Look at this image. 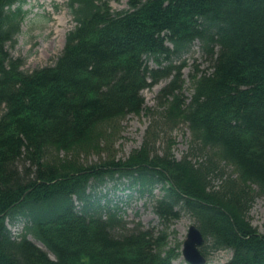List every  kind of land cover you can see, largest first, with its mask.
I'll return each instance as SVG.
<instances>
[{
    "label": "trees",
    "instance_id": "trees-1",
    "mask_svg": "<svg viewBox=\"0 0 264 264\" xmlns=\"http://www.w3.org/2000/svg\"><path fill=\"white\" fill-rule=\"evenodd\" d=\"M111 1L68 0L75 26L62 51L25 71L6 49L23 0H0V264H173L181 244L170 247L167 230L182 214L203 235V256L208 243L232 252L225 264H264V234L246 220L264 195V0H127L121 11ZM195 43L207 69L190 73L186 102L184 62L173 60ZM164 78L163 123L186 125L191 151L206 160L160 155L145 141L124 161L81 164L79 154L98 152L108 124L139 115L142 90ZM217 160L236 176L214 189L224 174ZM122 179L141 196L162 189L153 206L161 229H127L117 205L99 204L102 187ZM18 219L23 232L12 237L7 221Z\"/></svg>",
    "mask_w": 264,
    "mask_h": 264
},
{
    "label": "rangeland",
    "instance_id": "rangeland-1",
    "mask_svg": "<svg viewBox=\"0 0 264 264\" xmlns=\"http://www.w3.org/2000/svg\"><path fill=\"white\" fill-rule=\"evenodd\" d=\"M68 0H23L22 11L26 14L20 24L19 34L15 43L6 45V49L14 58H23L25 71H32L37 67L54 63L56 57L62 51L66 33L73 29L72 14L68 11L66 4ZM113 11L127 9V0H113L110 2ZM182 65L181 75L183 79L182 94L186 102L192 94L189 75L196 70H206L207 64L204 61L198 43H195L190 53L181 58L173 60L174 65ZM149 68H156L153 62L148 63ZM170 78L161 79L152 87L142 90L144 99L143 111L139 115L130 114L123 120L108 124L106 134L100 138L99 151L91 150L88 153H80L78 160L83 165H93L106 162L110 159L126 160L134 151L139 150L145 141L154 152L162 155L169 151L175 159L180 160L186 153H190L193 163L203 162L209 154L205 151H191V135L186 125L180 124L176 128H169L161 119V112L164 107L159 99L161 89L169 82ZM159 126V127H158ZM149 129H154L155 137L149 136ZM197 148H199L197 146ZM52 155V152H49ZM73 154H70V157ZM64 157L63 153L59 154ZM217 166L224 170L223 176L213 177L211 187L217 189L226 177H235L231 166L217 160ZM216 173H219L217 170ZM128 179L122 180L119 184L109 182L102 187L98 194L99 204L109 208L117 205L120 209L116 212L121 217L127 229L132 228L136 223L144 227L162 228L159 219L153 212L154 200L163 194L160 187L154 191V197L147 195L140 196L134 190H127ZM117 186L115 189L114 187ZM255 188V187H253ZM77 205V202H74ZM114 211V210H113ZM246 220L259 234H264V195L257 196L246 214ZM193 219L185 214L174 220L169 229L168 244L174 247L175 244H182L186 237L189 225ZM25 221L18 219L15 223H8V228L14 232H23ZM30 239L36 243L33 237ZM208 251L206 264H224L228 261L232 252L221 250L212 252L210 244L205 243ZM44 248V247H43ZM53 259V256L50 255ZM173 264H187L180 255Z\"/></svg>",
    "mask_w": 264,
    "mask_h": 264
},
{
    "label": "water",
    "instance_id": "water-1",
    "mask_svg": "<svg viewBox=\"0 0 264 264\" xmlns=\"http://www.w3.org/2000/svg\"><path fill=\"white\" fill-rule=\"evenodd\" d=\"M203 243V237L195 225H190L187 236L182 244V256L190 264H203L205 259L200 254L199 248Z\"/></svg>",
    "mask_w": 264,
    "mask_h": 264
}]
</instances>
